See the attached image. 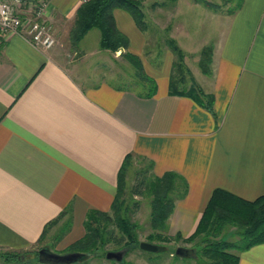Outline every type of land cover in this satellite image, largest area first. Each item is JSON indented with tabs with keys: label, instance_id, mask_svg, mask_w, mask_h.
Wrapping results in <instances>:
<instances>
[{
	"label": "crops",
	"instance_id": "crops-1",
	"mask_svg": "<svg viewBox=\"0 0 264 264\" xmlns=\"http://www.w3.org/2000/svg\"><path fill=\"white\" fill-rule=\"evenodd\" d=\"M85 1L48 0L45 17L59 40L70 35ZM212 14L220 37L212 81L201 86L214 95L215 114L170 93L169 55L152 72L157 90L147 96L73 65L61 40L43 49L19 33L6 37L0 44V252L33 248L63 211L61 222L70 227L61 249L82 238L88 211L111 209L128 154L130 166L144 158L154 162V174L173 170L188 181L168 221L171 235L196 230L217 188L248 200L264 195V0ZM113 15L130 50L142 56L146 30L124 9ZM95 29L98 39L90 44ZM101 39L94 27L74 46L86 54L110 50ZM239 254L240 264H264V243Z\"/></svg>",
	"mask_w": 264,
	"mask_h": 264
},
{
	"label": "trees",
	"instance_id": "trees-1",
	"mask_svg": "<svg viewBox=\"0 0 264 264\" xmlns=\"http://www.w3.org/2000/svg\"><path fill=\"white\" fill-rule=\"evenodd\" d=\"M197 1L213 10L228 14L235 13L243 5V0ZM143 3L144 0H86L77 11L74 26L70 31V41L73 45H77L89 30L94 27L100 28L102 47L113 52L121 51L120 55L136 67L139 78L147 84L146 95L152 96L157 90V82L146 72L142 57L130 50V38L118 29L113 15L115 9H124L134 17L141 29H145ZM155 6L158 7L161 4L157 3ZM168 39L171 49L177 56L174 66L181 71L185 67L183 48L174 38ZM2 43L3 41L0 40V44ZM213 52L212 46H205L202 50L200 67L207 75L213 73L211 67ZM187 71L192 80L191 84L185 85L182 76L177 78L172 73L170 93L190 96L215 114L214 95L205 92L204 88L197 83L191 70ZM132 162L133 156L128 154L119 173L118 192L111 209L109 211L89 210L84 221L85 235L67 247L69 252L84 253V257L79 261L85 260L90 253L103 251L108 243H115L121 247L139 243L136 231L138 224L128 216L130 209L123 199L126 173ZM153 167L154 162L149 160L147 166L137 171L132 192L135 195L148 194L152 197L151 225L155 232L151 233L149 238L167 241L172 238L167 237L163 232L169 229L168 221L176 201L187 195L189 185L180 173L170 170L162 175H156ZM136 203L138 205V202ZM66 213L63 211L56 219L46 224L39 241L46 237L49 230L57 225ZM64 223L68 231L70 221ZM231 236L234 238L230 239ZM175 239L193 242L195 247L191 249L196 250V258L200 264H240V251L264 243V195L248 200L225 189L217 188L213 191L196 230L188 237L177 233ZM159 246V252H163L165 246ZM186 254L187 249H182L180 253L176 251L174 256L185 258L188 256ZM38 261L40 262L39 255ZM0 262L22 264L25 262V256L19 252H0Z\"/></svg>",
	"mask_w": 264,
	"mask_h": 264
},
{
	"label": "rangeland",
	"instance_id": "rangeland-1",
	"mask_svg": "<svg viewBox=\"0 0 264 264\" xmlns=\"http://www.w3.org/2000/svg\"><path fill=\"white\" fill-rule=\"evenodd\" d=\"M210 1L221 2L222 0ZM157 3L161 4V6L156 7L155 4ZM142 8L145 12L144 24L148 46L141 57L145 64L146 72L152 76V72L162 69V65L169 55L173 59L171 74L174 73L177 78L182 76L185 85L189 86L192 82L187 71L189 69L200 85H205L212 81L211 75L202 72L200 59L203 48L205 46L214 48L220 37L221 23H219L218 17H214L212 14L213 9L197 0H144ZM96 30L98 29L92 31L88 37L90 44L97 42L98 35L96 32L98 31ZM168 38H174L185 53V67L181 71L174 66L177 56L171 49ZM60 40L67 45L68 49L66 51L70 54L69 59L78 68L79 66H84L87 72H99L103 74L107 81L114 84L126 85L140 92L147 90V84L139 78L136 67L120 55L121 51L91 50V53L86 54L81 52V50H77V46L72 45L69 34L66 33L64 38ZM60 40L58 38V42ZM75 52L77 55H75ZM213 63L214 58L211 65L212 70L214 67ZM95 66H97L96 71L93 70ZM148 164L149 160L144 158H136L134 160V164L129 167L126 173L123 199L130 209L128 216L133 222L138 224L136 231L139 243L142 241L153 242L165 246V250L154 253L140 248L139 243L129 247L127 245L121 247L115 243H108L103 251L90 253L85 260L70 264H200L196 258V250L191 249L195 247L194 243L175 239L177 233L180 232L171 235L168 229L163 234L167 237L171 236L170 238L172 239H167V241L150 240L149 235L155 232L151 225L152 197L148 194L135 195L132 192L137 171ZM136 202H138V205ZM62 222L60 221L59 224L52 227L46 237L33 248L17 251L25 256L24 264H43L38 261L41 249H47L59 254L69 253L67 247L61 249L64 246L62 240L67 232L65 223ZM233 238V236L230 237V239ZM177 249H187L186 255L188 256L176 258L174 253ZM111 250H126L123 260L108 259L105 254Z\"/></svg>",
	"mask_w": 264,
	"mask_h": 264
},
{
	"label": "built area",
	"instance_id": "built-area-1",
	"mask_svg": "<svg viewBox=\"0 0 264 264\" xmlns=\"http://www.w3.org/2000/svg\"><path fill=\"white\" fill-rule=\"evenodd\" d=\"M48 0H0V40L19 33L34 46L50 49L58 43L54 25L45 17Z\"/></svg>",
	"mask_w": 264,
	"mask_h": 264
},
{
	"label": "water",
	"instance_id": "water-1",
	"mask_svg": "<svg viewBox=\"0 0 264 264\" xmlns=\"http://www.w3.org/2000/svg\"><path fill=\"white\" fill-rule=\"evenodd\" d=\"M140 248L146 251H159L160 246L156 243L149 241H142L139 244ZM182 252V249H177V253ZM126 254V250H111L107 252V258L122 261ZM84 257L82 252H69L65 254H59L55 252L48 251L47 249H41L39 252L40 262L51 263V264H70L79 261Z\"/></svg>",
	"mask_w": 264,
	"mask_h": 264
}]
</instances>
